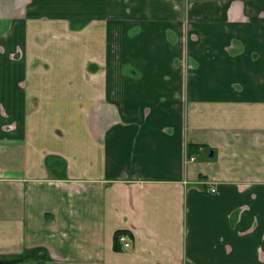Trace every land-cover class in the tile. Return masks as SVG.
<instances>
[{"label":"crops","instance_id":"1","mask_svg":"<svg viewBox=\"0 0 264 264\" xmlns=\"http://www.w3.org/2000/svg\"><path fill=\"white\" fill-rule=\"evenodd\" d=\"M0 264H264V0H0Z\"/></svg>","mask_w":264,"mask_h":264},{"label":"built area","instance_id":"2","mask_svg":"<svg viewBox=\"0 0 264 264\" xmlns=\"http://www.w3.org/2000/svg\"><path fill=\"white\" fill-rule=\"evenodd\" d=\"M194 159V156L187 157V161H193ZM208 190L210 192H215L216 188L214 186H209ZM117 241L119 242L121 249H127L131 246V237L125 232H120L117 235Z\"/></svg>","mask_w":264,"mask_h":264},{"label":"trees","instance_id":"3","mask_svg":"<svg viewBox=\"0 0 264 264\" xmlns=\"http://www.w3.org/2000/svg\"><path fill=\"white\" fill-rule=\"evenodd\" d=\"M189 150H190V147H189ZM120 232H123V230L116 231V235H115V238H116V239H117V235H118Z\"/></svg>","mask_w":264,"mask_h":264},{"label":"rangeland","instance_id":"4","mask_svg":"<svg viewBox=\"0 0 264 264\" xmlns=\"http://www.w3.org/2000/svg\"><path fill=\"white\" fill-rule=\"evenodd\" d=\"M54 3H56V2H54ZM88 18V17H87Z\"/></svg>","mask_w":264,"mask_h":264}]
</instances>
